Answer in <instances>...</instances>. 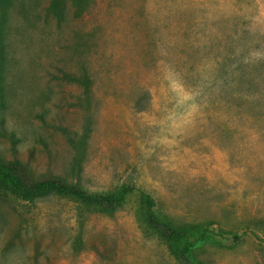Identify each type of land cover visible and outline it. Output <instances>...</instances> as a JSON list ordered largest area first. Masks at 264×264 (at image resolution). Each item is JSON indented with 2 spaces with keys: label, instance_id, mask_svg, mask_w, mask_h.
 Wrapping results in <instances>:
<instances>
[{
  "label": "rangeland",
  "instance_id": "1",
  "mask_svg": "<svg viewBox=\"0 0 264 264\" xmlns=\"http://www.w3.org/2000/svg\"><path fill=\"white\" fill-rule=\"evenodd\" d=\"M0 159L144 191L209 227L193 264H264V0H0ZM0 264L181 263L135 192L110 216L0 192Z\"/></svg>",
  "mask_w": 264,
  "mask_h": 264
},
{
  "label": "trees",
  "instance_id": "2",
  "mask_svg": "<svg viewBox=\"0 0 264 264\" xmlns=\"http://www.w3.org/2000/svg\"><path fill=\"white\" fill-rule=\"evenodd\" d=\"M0 192L16 200L31 203L37 199L55 195L72 199L86 208H92L105 215H112L120 209L129 194L135 192L139 203V216L146 229L156 233L166 243L172 256L181 264H193L189 253L194 243L200 241L209 227L194 229L175 225L167 216H160L155 210V201L147 193L129 184H121L114 193L91 194L77 184H67L53 175L33 177L17 159H0ZM190 236H194L193 239Z\"/></svg>",
  "mask_w": 264,
  "mask_h": 264
}]
</instances>
